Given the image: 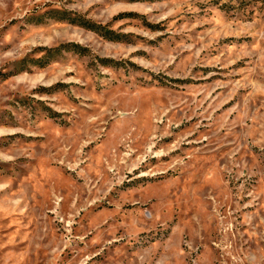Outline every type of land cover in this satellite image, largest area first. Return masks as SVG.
<instances>
[{
	"label": "rangeland",
	"instance_id": "1",
	"mask_svg": "<svg viewBox=\"0 0 264 264\" xmlns=\"http://www.w3.org/2000/svg\"><path fill=\"white\" fill-rule=\"evenodd\" d=\"M0 264H264V0H0Z\"/></svg>",
	"mask_w": 264,
	"mask_h": 264
}]
</instances>
